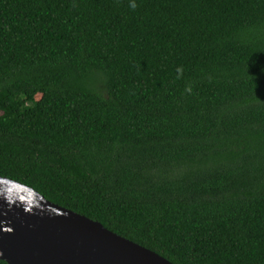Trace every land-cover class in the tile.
<instances>
[{"label": "trees", "instance_id": "16d2710c", "mask_svg": "<svg viewBox=\"0 0 264 264\" xmlns=\"http://www.w3.org/2000/svg\"><path fill=\"white\" fill-rule=\"evenodd\" d=\"M0 176L172 264H264V0H0Z\"/></svg>", "mask_w": 264, "mask_h": 264}, {"label": "water", "instance_id": "95a60500", "mask_svg": "<svg viewBox=\"0 0 264 264\" xmlns=\"http://www.w3.org/2000/svg\"><path fill=\"white\" fill-rule=\"evenodd\" d=\"M0 259L8 264H172L100 222L1 176Z\"/></svg>", "mask_w": 264, "mask_h": 264}]
</instances>
